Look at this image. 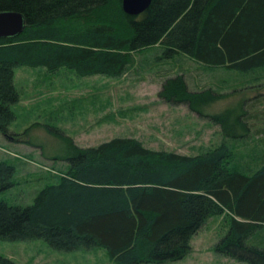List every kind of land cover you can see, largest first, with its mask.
Segmentation results:
<instances>
[{"label": "trees", "instance_id": "1", "mask_svg": "<svg viewBox=\"0 0 264 264\" xmlns=\"http://www.w3.org/2000/svg\"><path fill=\"white\" fill-rule=\"evenodd\" d=\"M5 10L26 19L22 33L0 39V133L6 136L20 101L19 66L120 77L132 52L160 44L168 58L184 54L243 72L264 67V0H152L138 15L126 13L123 0H0ZM159 96L211 117L224 140L182 154L132 137L83 148L54 133L64 150L51 159L66 162L65 169L30 205L0 197V239H42L64 252L102 248L116 264H164L185 258L193 236L223 214L229 228L216 252L264 264V247L253 241L264 229V157L252 164L255 158L244 160L229 143L254 136L246 110L207 113L223 95L189 91L182 75L168 79ZM15 172L0 157V195L15 185ZM0 264L16 263L0 255Z\"/></svg>", "mask_w": 264, "mask_h": 264}, {"label": "rangeland", "instance_id": "2", "mask_svg": "<svg viewBox=\"0 0 264 264\" xmlns=\"http://www.w3.org/2000/svg\"><path fill=\"white\" fill-rule=\"evenodd\" d=\"M132 56L133 63L120 77L79 76L67 68L56 73L42 67L15 69L20 101L13 105L9 136L0 133V157L16 166L15 185L1 198L30 205L65 169L66 162L55 164L51 159L64 150L54 133H65L83 148L114 137L137 138L147 147L182 154L218 146L224 135L211 117L193 112L187 103H169L159 96L166 81L178 75L185 78L189 91L213 89L223 95L206 107L207 113L227 107L245 109L254 136L229 143L244 160L255 158L252 164L264 157L260 150L264 148V67L243 72L211 67L184 54L168 58L160 44ZM228 228L225 215L211 216L191 239L190 253L164 264H247L216 252ZM255 232L253 241L264 247V229ZM0 255L16 264H116L102 248L64 252L42 239H0Z\"/></svg>", "mask_w": 264, "mask_h": 264}, {"label": "water", "instance_id": "3", "mask_svg": "<svg viewBox=\"0 0 264 264\" xmlns=\"http://www.w3.org/2000/svg\"><path fill=\"white\" fill-rule=\"evenodd\" d=\"M152 0H123V9L130 15H138L145 12ZM26 26L25 16L18 11H0V39L17 36L23 32Z\"/></svg>", "mask_w": 264, "mask_h": 264}]
</instances>
